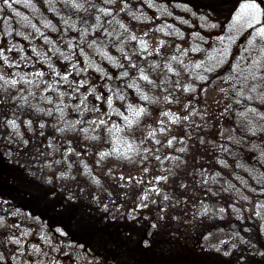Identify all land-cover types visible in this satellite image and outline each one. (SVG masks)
<instances>
[{"label": "rangeland", "instance_id": "obj_1", "mask_svg": "<svg viewBox=\"0 0 264 264\" xmlns=\"http://www.w3.org/2000/svg\"><path fill=\"white\" fill-rule=\"evenodd\" d=\"M75 45L102 79L135 54L154 65L149 131H133L125 158L103 140L116 100L73 73ZM242 120L253 159L239 171L213 146ZM263 139L264 0H0V264H121L77 236L92 221L123 244L170 242L176 264H248L243 228L253 220L264 237ZM135 252L131 264H153Z\"/></svg>", "mask_w": 264, "mask_h": 264}, {"label": "trees", "instance_id": "obj_2", "mask_svg": "<svg viewBox=\"0 0 264 264\" xmlns=\"http://www.w3.org/2000/svg\"><path fill=\"white\" fill-rule=\"evenodd\" d=\"M78 45H75L74 48H67L66 51L70 55L71 59L68 60L70 67L72 70H74L73 73H78L79 77H83L85 81V77L92 78V82L89 83L87 86L91 88L95 84L94 79H96L99 82L103 83V94H93V96H99L103 97V101L108 98L113 99V101L116 100V102H112V104L109 105V103H106V109L103 111V114L106 115V117L109 119L114 118V122H111L110 127L107 129L106 134L104 133L103 140L107 141L108 144V151L112 155L114 159H122L125 158L126 155H128L129 148L132 145V142H136L135 140H132L133 137V131L134 130H140V134L147 133V130L149 131L150 124H148L149 120L147 122L143 123L146 115L149 113V105L151 102V92L145 91L149 89L152 84L156 82V80L150 79L149 73L151 71H154V65L151 61H149L145 56H141L139 54L133 55L130 59H128L126 63V67L121 64V66H115L119 73V79L116 80L114 78V73L111 71H105L103 79L102 76L99 74L92 73L91 70L88 73V69L84 67L82 68L81 65L78 64L76 59V53L78 52ZM112 58V57H111ZM114 59V58H112ZM118 61H115V63ZM112 66L111 68H113ZM84 70V72H83ZM101 77H99V76ZM42 76V83H41V89L46 92L45 97L49 98V90L51 88V80L44 75ZM146 77V79H145ZM153 78V77H151ZM51 82V83H50ZM26 83L31 87L33 83H31V79H26ZM125 86H129L131 94L133 95V98L128 99V95L126 94L128 89H125ZM145 89V90H143ZM80 90V89H79ZM83 93V92H81ZM78 94V92H77ZM76 94V95H77ZM239 99H241L239 97ZM123 101V104L122 102ZM23 103L22 101H20ZM239 106H230L227 109H229L232 116L237 115V110ZM235 107V108H234ZM61 115H63V111L59 109L57 120L62 121L64 123V120L66 117L60 118ZM171 116L169 114L166 115L167 124L161 125V127H168V124L170 122ZM246 120V119H245ZM245 120H242V124H239L238 126L230 125L226 128V131L221 133L219 137L213 138L219 141L221 144L217 145V147L213 146L214 149H216V152H220V156L217 157V161L220 162L223 165H233L237 170L241 171L242 167H245L244 162H247L246 160L252 161L253 158L243 156V148L247 143H250L248 141V138L250 137L251 132L253 131V126L250 124V122H247ZM175 130V128H174ZM232 130V131H231ZM229 131V132H227ZM187 139V135L184 136ZM189 137V136H188ZM190 138V137H189ZM264 140V139H263ZM216 143V141H215ZM263 146L264 141L260 142ZM215 145V144H212ZM239 145L242 146V150L239 149ZM258 145V144H257ZM216 153V154H219ZM222 157V159L220 158ZM227 157V158H226ZM252 165V164H251ZM252 172V171H251ZM251 174V173H250ZM255 174V172H254ZM13 195L17 196L19 199L24 198L25 195H22L19 193L18 195L14 193ZM48 200H44L41 202H32L27 203L29 205H35V206H41L40 208H45V204H47ZM45 210L39 211L37 210L34 212L33 208H31V213L36 214H42ZM83 215L92 216L91 214L84 213ZM93 219H91L92 221ZM111 229H104L100 227V225L92 221L88 227L78 228L75 230L77 232L78 237H84L86 240V243L90 242L91 240H88L89 235H94L93 237V245L99 246L102 251H104L105 256L113 258L114 261L117 263H128L131 264L130 260H132V256H138L137 252H141V256L146 258L150 263L153 264H176L177 256H176V250L175 248L171 247L170 242L169 246L160 242L158 245H154V248L152 246L150 249L143 248L142 243L137 244L133 243L132 245L129 244H123L120 241H113L112 236L113 232L110 231ZM243 234L244 237L247 238V240H250V243L248 242L246 249L248 248L249 251L251 250L254 253H249L247 256L248 264H264V249L261 248V242L258 241L259 238H263V231L261 230L260 226H258L257 223H255L253 220H250L248 226H246V229L243 228ZM112 235V236H111ZM121 240H124L123 237H119ZM252 240H255V242H252ZM256 242L259 244L257 245ZM139 246V247H138ZM259 246V248H258ZM138 248V249H137ZM129 249H134L133 251H130ZM244 249V250H246ZM257 255H256V254ZM186 258L181 257L179 258V262L182 264H189L191 262L190 259L192 257L184 255ZM140 259L145 260L140 257ZM178 262V261H177ZM191 264V263H190ZM197 264V263H196ZM246 264V263H245Z\"/></svg>", "mask_w": 264, "mask_h": 264}, {"label": "snow or ice", "instance_id": "obj_3", "mask_svg": "<svg viewBox=\"0 0 264 264\" xmlns=\"http://www.w3.org/2000/svg\"><path fill=\"white\" fill-rule=\"evenodd\" d=\"M145 79H146V77H145Z\"/></svg>", "mask_w": 264, "mask_h": 264}]
</instances>
